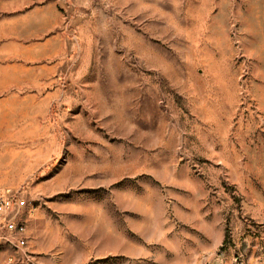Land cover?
<instances>
[{"label": "rangeland", "instance_id": "374dc122", "mask_svg": "<svg viewBox=\"0 0 264 264\" xmlns=\"http://www.w3.org/2000/svg\"><path fill=\"white\" fill-rule=\"evenodd\" d=\"M0 264H264V0H0Z\"/></svg>", "mask_w": 264, "mask_h": 264}, {"label": "built area", "instance_id": "2783aa9c", "mask_svg": "<svg viewBox=\"0 0 264 264\" xmlns=\"http://www.w3.org/2000/svg\"><path fill=\"white\" fill-rule=\"evenodd\" d=\"M29 207L26 189L0 187V251L23 252L28 246V228L22 212ZM6 264H13V258Z\"/></svg>", "mask_w": 264, "mask_h": 264}]
</instances>
